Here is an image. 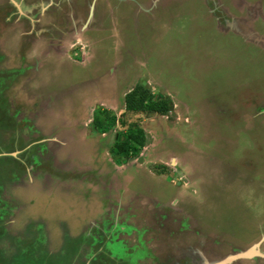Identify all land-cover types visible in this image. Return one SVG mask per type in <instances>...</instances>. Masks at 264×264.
I'll use <instances>...</instances> for the list:
<instances>
[{"label":"rangeland","instance_id":"374dc122","mask_svg":"<svg viewBox=\"0 0 264 264\" xmlns=\"http://www.w3.org/2000/svg\"><path fill=\"white\" fill-rule=\"evenodd\" d=\"M153 1L82 0L87 28L48 31L54 0H0V87L39 139L0 127V264H206L264 235V0ZM137 85L168 112L124 117ZM122 119L147 142L120 164Z\"/></svg>","mask_w":264,"mask_h":264},{"label":"trees","instance_id":"16d2710c","mask_svg":"<svg viewBox=\"0 0 264 264\" xmlns=\"http://www.w3.org/2000/svg\"><path fill=\"white\" fill-rule=\"evenodd\" d=\"M125 104L124 117L125 115L138 116L140 118L142 115H163L169 110L165 99H156L154 93H150V91L141 85H137L132 91L126 94ZM103 114L105 115L104 117ZM126 120H118L120 122L118 126L121 129L118 130L113 144L109 147L114 161L120 164L137 156L147 142L144 129L140 126L139 121L131 120L128 123ZM115 124H117V118L114 113L97 110L93 123L95 129L106 132L115 126Z\"/></svg>","mask_w":264,"mask_h":264},{"label":"flooded vegetation","instance_id":"af4514ba","mask_svg":"<svg viewBox=\"0 0 264 264\" xmlns=\"http://www.w3.org/2000/svg\"><path fill=\"white\" fill-rule=\"evenodd\" d=\"M72 6H73V2L70 4V2H68V0H65V1H60V0H56L55 1L54 0V2H52L50 4V7L46 11L48 12V14H47L48 17H51L53 19L52 23L50 22L51 23L50 27L53 28V29H50L48 31H59L58 28L56 26H54L53 24L56 23V21L59 20L61 17L66 16L67 13H70L71 11H73V10L70 9V7H72ZM68 26H70V29L67 28V31H75V29L73 28L71 23L68 24ZM80 27H79V29H80ZM2 89L3 88L0 87V127H3V125L6 124V125H9L12 129H14L13 131H14V134H15V141H16V143H14V146L16 145V147H17L20 141L23 142V144H30L31 145L33 143V140L35 138H37L36 135H35L36 132L33 133V131H34L35 127L37 126V124L32 121L33 119H25V120H23V117L21 118V117L16 116L14 114L16 111L15 112L12 111V108H15V107H12L10 104H8L6 102L5 92L2 91ZM2 121H4V122H2ZM5 122H8V123L12 122V124H15V126L12 127V125H10L8 123H5ZM24 130L29 131V133H24ZM28 136L31 137L29 140L27 139ZM3 154H6V153H3ZM0 155H2V154H0ZM260 249H261V246H260ZM234 253H236V252H234ZM229 254H232V253H229ZM229 254H227V255H229ZM208 255H210L213 258L216 254H215V252H209ZM227 255H225V256H227ZM225 256H223L221 258L211 259L212 261L211 262H207L206 264L212 263V262L217 261V260H220V259L224 258ZM259 258H261V257H259Z\"/></svg>","mask_w":264,"mask_h":264},{"label":"crops","instance_id":"0c3cea01","mask_svg":"<svg viewBox=\"0 0 264 264\" xmlns=\"http://www.w3.org/2000/svg\"><path fill=\"white\" fill-rule=\"evenodd\" d=\"M73 2V5H75L76 4V2H77V4H78V11H72L71 13H70V16H73L72 17V19H73V21L75 20V21H79L80 19L81 20H83V18H85V17H83V15L85 14L83 11H82V6L84 5V3L82 2V0H80V1H77V0H72V1H70V4ZM96 3H95V5H94V9H96ZM76 6V5H75ZM111 9H112V7H110ZM72 10V9H71ZM88 10V12L86 13V19L85 20H83L84 22H82L81 24H80V29L78 30L74 25V22H73V24H72V26H73V28L75 29V31H83V29L84 28H87V25H89L92 21H93V19H94V16H96V15H98L99 13L97 12H95V13H93V10H91V9H87ZM110 12L112 13V10H110ZM84 13V14H83ZM113 14V13H112ZM70 20H71V17L69 18ZM55 20V19H54ZM71 22H72V20H71ZM54 26H56L57 28H58V30L59 31H67V28H69L70 29V26H68V24H66V23H64L63 25V28H61L60 27V25H57V21H56V23H54L53 24ZM84 25H86V26H84ZM61 29V30H60ZM36 126V125H35ZM34 130H36L37 131V126L35 127V129ZM62 141L59 139V141H58V144L59 143H61ZM66 143H68V141H66ZM25 145V147H26V149H30V148H38L39 147V139L37 140V139H34L33 140V143L30 145V144H24ZM25 148H23V149H16L17 151H15V153L16 154H20L21 156H22V153H23V150H24ZM22 150V151H21ZM110 150V149H109ZM68 153H70V152H68ZM14 158L15 159H17L16 158V156H14ZM21 158V157H20ZM116 163V162H115ZM122 166V165H121Z\"/></svg>","mask_w":264,"mask_h":264},{"label":"water","instance_id":"95a60500","mask_svg":"<svg viewBox=\"0 0 264 264\" xmlns=\"http://www.w3.org/2000/svg\"><path fill=\"white\" fill-rule=\"evenodd\" d=\"M155 3H156V0L152 3V5H154ZM263 242H264V235L261 236L259 241L253 243L249 247L239 250L236 253L229 254L220 260H217V261H214L208 264H231L234 261H237L239 259H250L254 257L264 258V252L261 251L260 249V246Z\"/></svg>","mask_w":264,"mask_h":264},{"label":"clouds","instance_id":"9594fccd","mask_svg":"<svg viewBox=\"0 0 264 264\" xmlns=\"http://www.w3.org/2000/svg\"><path fill=\"white\" fill-rule=\"evenodd\" d=\"M154 1H155V0H154ZM154 1H153V2H154Z\"/></svg>","mask_w":264,"mask_h":264}]
</instances>
